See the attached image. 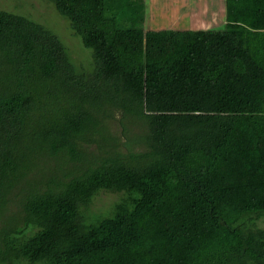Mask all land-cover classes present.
I'll return each mask as SVG.
<instances>
[{
    "label": "trees",
    "instance_id": "trees-1",
    "mask_svg": "<svg viewBox=\"0 0 264 264\" xmlns=\"http://www.w3.org/2000/svg\"><path fill=\"white\" fill-rule=\"evenodd\" d=\"M41 1L93 63L0 9V264L93 260L184 196L202 215L172 264H264V0L207 31L146 30L145 0Z\"/></svg>",
    "mask_w": 264,
    "mask_h": 264
},
{
    "label": "rangeland",
    "instance_id": "rangeland-1",
    "mask_svg": "<svg viewBox=\"0 0 264 264\" xmlns=\"http://www.w3.org/2000/svg\"><path fill=\"white\" fill-rule=\"evenodd\" d=\"M145 1L147 3L149 2L151 9H153L150 19H146V30L157 31L164 29V27L173 28L174 24L169 25V23H174L178 19H181L184 16L182 13L184 14V11H188L185 0ZM190 1L192 2L190 3ZM190 1L188 5L193 8L194 12L204 11L205 8L210 9L214 7L212 5L213 0ZM46 3L41 0H0V9L17 13H27L35 19H41V21L49 20V25L64 37L63 39L67 45L72 50H79L81 54L78 57L79 61H81L83 54L82 60L90 63L91 66L93 63L91 50L85 48L81 40L71 33L70 21L53 9L48 2ZM210 10H208V13ZM149 15L148 9L146 18ZM193 27L198 26L195 25ZM224 28L225 25H219L214 29L223 30ZM72 35L78 43L75 44L76 41ZM75 45H77L76 49H74ZM113 127L115 128V124ZM118 199V195L101 192L95 197L91 211L98 215L106 213ZM187 214H192L191 217L202 215L196 205L190 199L188 200L187 196H184L176 202L168 200L165 204L161 205V209L156 210L154 214L155 218L149 217L140 223L136 233L131 235L125 233L126 238H114V242H103L102 245L91 250V253H95L93 260L89 259L84 262L77 261L73 264H172L177 259L174 258L179 254L180 245L186 238V233L188 232L187 227L192 226L189 223L191 217H187ZM182 215H184L183 220L181 219ZM165 219L167 220L165 221ZM179 220L181 221L180 223H178ZM163 221L165 224H162ZM172 242L174 243L172 244ZM115 243L119 244L113 247ZM122 249L128 251L126 256L121 257L120 253ZM134 252L136 254L132 256Z\"/></svg>",
    "mask_w": 264,
    "mask_h": 264
},
{
    "label": "crops",
    "instance_id": "crops-1",
    "mask_svg": "<svg viewBox=\"0 0 264 264\" xmlns=\"http://www.w3.org/2000/svg\"><path fill=\"white\" fill-rule=\"evenodd\" d=\"M181 1V0H180ZM187 2L186 6L188 7V11H184V15L181 19H178L177 21L170 22L169 25L174 24L173 28L164 27L162 30H179V31H197V30H216L215 27L219 25H225L227 23V12H226V0H213L212 5L214 7L205 8L204 11H197L194 12L193 8H191L188 3V0H185ZM192 1H190L191 3ZM180 3V2H179ZM218 3V4H217ZM150 3H147V12L149 9V16L146 19H150L151 12L153 9H151ZM207 10V11H206ZM208 10L209 13H208ZM207 12V14H206ZM156 18V16H155ZM225 20V21H224ZM156 21V20H155ZM150 22V21H149ZM197 25L198 27H193ZM213 27V28H212ZM156 31V30H153ZM159 31V30H157Z\"/></svg>",
    "mask_w": 264,
    "mask_h": 264
}]
</instances>
